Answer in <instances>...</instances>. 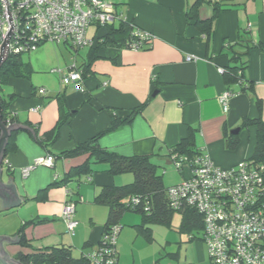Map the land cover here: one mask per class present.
<instances>
[{
    "label": "crops",
    "instance_id": "1",
    "mask_svg": "<svg viewBox=\"0 0 264 264\" xmlns=\"http://www.w3.org/2000/svg\"><path fill=\"white\" fill-rule=\"evenodd\" d=\"M194 1L111 0L124 21L152 34L150 44L138 50L112 45L100 49V57L92 62L83 80V90L61 83L53 72L55 76L41 74V58L28 57L30 76L10 78L4 92L16 123L42 135L67 115L51 146L57 153L105 130L112 110L123 123L99 138L100 146L108 150L122 155L149 154L162 167L164 158L171 160V147L192 132L196 150L203 149L216 165L229 167L246 160L254 150L256 128L241 127L243 118L260 116L264 120V51L253 48L246 57L244 77L253 82L251 89L243 83H225L219 69L230 64L231 52L225 43L235 42L243 30L253 43L264 47V0H201L200 18L211 16L215 6L221 7L209 35L186 18L185 11ZM89 27L93 33L86 36L92 40L97 26L93 23ZM89 47L73 48L68 61L57 63L64 64L61 69L73 64L79 67ZM41 87L44 94L38 92ZM226 90L234 94L224 111L220 96ZM144 102L142 111L124 122L130 111ZM236 128L239 131L231 133ZM230 135L238 139L232 149L228 146ZM14 142L15 150L1 163L0 181L6 183L12 176L18 197L25 201L0 210V234L16 235L19 241L17 230L24 225L29 245L18 241L3 244L8 258L16 260L18 252L31 253L48 246L68 245L75 256L95 249L108 212L95 196L103 185L125 184L131 176H111L105 171L107 163H92L90 174L62 183L72 167L88 158L82 154L56 156L52 167L39 165L23 177L21 169L47 151L26 131H19ZM162 173L163 184L168 187L189 175V164L183 163L178 172L166 167ZM170 177L173 179L167 180ZM68 190L73 192L71 197L66 194ZM69 198L75 203L78 221L72 235L61 218ZM139 224L140 220L131 223L132 229L123 227L121 221L115 244L117 264H211L201 232L185 231L179 224L156 234L152 227L144 232Z\"/></svg>",
    "mask_w": 264,
    "mask_h": 264
},
{
    "label": "built area",
    "instance_id": "2",
    "mask_svg": "<svg viewBox=\"0 0 264 264\" xmlns=\"http://www.w3.org/2000/svg\"><path fill=\"white\" fill-rule=\"evenodd\" d=\"M7 10L13 22L9 53L21 54L44 41L77 48L90 45L92 40L86 36L89 25L123 19L108 0H0V44L10 28ZM151 38V33L132 25V38L125 45L138 50L147 47ZM219 70L224 72L223 68ZM51 72L59 75L61 83L76 90L84 89L82 70L75 64L68 69L53 68ZM38 92L44 94L45 89L38 88ZM233 94L229 90L221 94L224 111ZM169 157L179 171L187 162L189 175L168 186V204L173 209L190 206L200 214L201 240L211 264H264L263 167H255L246 160L220 167L203 149H197L192 157L178 153ZM53 164L54 156L46 153L22 168L21 174L25 177L39 165L52 167ZM66 194L71 197L72 191ZM131 200L138 202L135 197ZM61 218L67 232L74 234L78 221L72 199L65 201ZM119 230L120 226L112 225L102 234V242L87 253L92 264H117L115 244Z\"/></svg>",
    "mask_w": 264,
    "mask_h": 264
},
{
    "label": "trees",
    "instance_id": "3",
    "mask_svg": "<svg viewBox=\"0 0 264 264\" xmlns=\"http://www.w3.org/2000/svg\"><path fill=\"white\" fill-rule=\"evenodd\" d=\"M209 1V0H205ZM201 0H195L190 4L185 11L186 18L192 20L199 29L209 35L212 30L214 19L220 10V6L214 7L211 16L207 18H200L198 15V8ZM218 4V2H214ZM132 23L117 19L110 24L98 25L96 24V34L92 38V43L86 54L85 61L79 68L82 70L83 79L86 78L92 62L100 57L98 51L107 45L116 47H126V42L132 38ZM45 42V41H44ZM41 42V43H44ZM39 43V45L41 44ZM67 44V43H64ZM74 50L79 48L72 46ZM230 53V64L224 67L223 76L227 84L243 83L248 89H251L253 82L246 81L244 71L247 67V55L253 48H258L264 51V47L260 43H253L245 30L239 33L238 39L233 43H225ZM81 48V47H80ZM31 74V65L29 62L22 59L21 53H9L4 61L0 64V120L4 125H11L16 123L15 116L11 113L10 99L6 98L3 92V86L7 81L13 77L28 78ZM146 102L142 103L135 109L130 111L129 116L124 122H130L132 118L142 111ZM257 108L260 109V102L257 100ZM111 111V123L103 131L98 132L91 138L82 142L76 143L73 147L60 151L52 152L51 146L59 136V125L67 119V115L61 118L56 126L38 135L35 130L29 128L13 129L7 139L4 147L3 156L6 157L7 153L15 150L16 145L14 138L19 131L28 132L32 138L41 145L47 153H51L54 158L56 156L74 157L82 154H87L88 158L80 165L72 167L62 180L65 184L66 181L72 179H79L84 174H90L93 171L92 163H107L108 167L105 170L110 175L119 173L132 172L133 179L125 184H106L103 185L98 194L95 196V201L105 204L108 208L107 218L103 226V233L107 232L112 225L121 227V218L127 211L137 213L140 216V224L138 225L141 230L149 231L150 224L163 223L169 225L174 212L181 215L180 227L185 231L195 233L202 232L203 223L200 214L190 206H183L179 209H173L168 204V197L166 187L162 181V175L159 172V165L156 164L149 154H133L122 155L117 152L103 148L99 144V138L117 128L123 123L122 120L117 118ZM254 125L256 128L255 146L253 153L246 159L250 164L255 167H263L264 177V120L259 116L255 118H243L241 127ZM238 142L236 136H229V148H234ZM172 153L184 154L192 157L197 153L194 147V137L192 132L182 138L177 144L171 147L169 156ZM56 183H58L56 181ZM73 194V192H72ZM138 199V202L133 203L132 198ZM19 237V244L28 246L29 242L24 234V225L17 230ZM101 239L98 244L101 243ZM15 258L22 264H92L86 254L80 256L73 255L72 249L68 245L48 246L38 249L31 253L18 252Z\"/></svg>",
    "mask_w": 264,
    "mask_h": 264
},
{
    "label": "rangeland",
    "instance_id": "4",
    "mask_svg": "<svg viewBox=\"0 0 264 264\" xmlns=\"http://www.w3.org/2000/svg\"><path fill=\"white\" fill-rule=\"evenodd\" d=\"M111 1V0H109ZM93 33V27H88L87 30V34L90 36ZM82 53L85 50H81ZM74 53V50L72 47L69 46V44H64V43H55V42H51V41H46L44 43H41L40 45H37L35 48L28 50L26 52H24L22 54V59L23 60H28V57H32L34 55H38L41 60H42V66L44 68H42L40 71L41 74H48L50 76H55L54 74H56V76H58L57 73H52L51 69L53 68H61L64 67L63 63H57L58 61H68V57L70 55H72ZM7 90L6 85L3 86V92H5ZM185 163V162H184ZM162 167H159V172L162 173L163 170L166 167H170L171 169L175 170L176 172H178V170L175 168L174 163L169 160L167 158H164V160H162L161 163ZM122 175H130L131 176V180L133 179V174L132 172H125V173H121ZM119 173V175H121ZM163 175V173H162ZM112 176V175H111ZM114 176V175H113ZM173 178H167V180H172ZM121 184V183H119ZM172 222L171 225H166L163 223H154V224H150L152 229H153V233H161L163 230H167L171 227H178L180 222H181V215L178 212H174L173 216H172ZM140 220V217L137 213L131 212V211H127L125 212V214L122 217V226L126 227L128 226V228H132L135 229L134 227H132L130 224L133 223L134 221H138ZM124 224V225H123ZM127 224V225H125Z\"/></svg>",
    "mask_w": 264,
    "mask_h": 264
},
{
    "label": "water",
    "instance_id": "5",
    "mask_svg": "<svg viewBox=\"0 0 264 264\" xmlns=\"http://www.w3.org/2000/svg\"><path fill=\"white\" fill-rule=\"evenodd\" d=\"M8 20H9L10 28L6 36L4 37L2 43L0 44V64L4 61V59L7 57L9 53V38L13 30V22H12L10 11H8ZM21 127L25 129L26 128L30 129V127L17 124V123L11 124V125H4L0 120V166L4 158L3 151H4L5 144L7 142V139L10 135V132L13 129H18ZM238 131H239V128H236L232 130L231 133L235 134ZM0 172H1V168H0ZM12 180H13V177L9 175L8 181L6 183H3L0 181V210L9 209L12 206H17L20 203V201H25L24 198H22L21 196L18 197L16 187L12 183ZM17 241H18V238L16 235L8 236L6 234H0V264H22L17 259L13 260L11 258H8V254L2 248L3 244L16 243Z\"/></svg>",
    "mask_w": 264,
    "mask_h": 264
}]
</instances>
